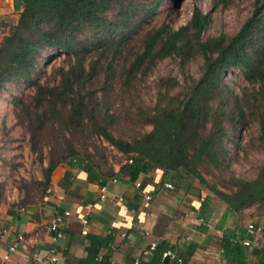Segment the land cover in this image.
<instances>
[{
    "label": "trees",
    "instance_id": "obj_1",
    "mask_svg": "<svg viewBox=\"0 0 264 264\" xmlns=\"http://www.w3.org/2000/svg\"><path fill=\"white\" fill-rule=\"evenodd\" d=\"M160 1L13 0L18 18L0 41V90L13 85L12 94L30 86L25 98L16 99V122L40 161L47 149L41 180L28 188L42 194L60 165L86 173L88 181L112 177L93 140L102 139L131 160L123 171L130 177L157 169L179 189L198 182L230 211L264 205V162L252 180L230 176L228 192L208 184L201 173L207 165L227 168L226 143H234L249 122L257 126L264 153V0L251 1V12L235 33L208 37L203 32L209 15L196 6L175 30L164 21L148 27ZM230 4L216 0L213 7ZM43 52L62 55V61L40 82L34 75ZM166 58L180 66L200 59L199 77H187L185 90L176 94H171L177 87L173 78L157 79L154 104L145 106L141 83ZM231 70L247 84L238 94L224 82ZM25 196L24 204L32 200ZM222 246L226 262L242 256L228 236Z\"/></svg>",
    "mask_w": 264,
    "mask_h": 264
},
{
    "label": "crops",
    "instance_id": "obj_2",
    "mask_svg": "<svg viewBox=\"0 0 264 264\" xmlns=\"http://www.w3.org/2000/svg\"><path fill=\"white\" fill-rule=\"evenodd\" d=\"M17 18L13 0H0V41ZM13 87L0 90V264H239L237 260L264 264V205L230 211L196 181L183 190L164 181L157 169L130 177L119 156L108 161L112 177L93 181L80 170L60 165L42 194L27 186L25 197L32 200L22 203L23 193L16 187L19 165L14 163L19 161L8 158L17 159L19 144L22 155L28 151L27 137L11 108L19 98L17 92L26 86L11 94L8 88ZM40 180L39 175L34 181ZM165 183L172 188H165ZM100 186L106 190L102 200ZM206 198L208 205L201 210ZM56 217L61 221L51 231ZM248 224L259 230L247 234ZM17 236L23 241L10 252ZM227 236L242 251L230 262L222 246ZM242 240L249 245H242ZM150 245L153 249L145 253ZM51 257L55 261L50 262Z\"/></svg>",
    "mask_w": 264,
    "mask_h": 264
},
{
    "label": "rangeland",
    "instance_id": "obj_3",
    "mask_svg": "<svg viewBox=\"0 0 264 264\" xmlns=\"http://www.w3.org/2000/svg\"><path fill=\"white\" fill-rule=\"evenodd\" d=\"M142 1L149 2L152 0ZM214 1L216 0H161L155 7L153 13L148 17L147 26H155L164 21L175 30L189 20L192 7L196 6L203 14L209 15V23L203 32V37L216 36L219 34H233L251 12L252 0H231V4L225 9L220 8V6L214 9ZM61 61L62 55L48 54V56H46L45 52L41 53L40 59L38 60L37 73L34 75V78L37 77L40 82H43L49 74L51 67L60 65ZM200 65V59L191 61L184 66L178 65L176 59L170 58L158 62L151 73L141 83L140 99L142 103L148 107L153 106L156 95L154 85L157 79L162 77L173 78L176 81L177 87L171 91V94L183 92L185 90L187 77L193 79L199 77ZM224 82L228 85L230 90L236 94L239 93L240 87L247 86L241 74L236 70L227 72ZM29 92L30 86H26L23 87L21 91H18L17 95L21 98H25ZM11 108L15 118V104H12ZM20 127L22 126L20 125ZM149 129L150 127L148 126L143 128L144 131H148ZM22 131L26 135L23 128ZM237 134L238 138L235 139L234 143H226V147L230 149V158L225 170L216 169L209 165L203 166L201 169L202 176L207 183L214 184L217 189L223 192H228L233 189L228 182L230 176L242 180H252L256 177L257 169L264 162V153L258 147L256 141V124L249 122ZM93 140L95 145L102 149L107 163L117 161V156H119L120 159H126L125 155L116 151L102 139ZM18 148L17 159L16 156H13L8 158V160L14 159L19 161L14 162L19 165V175H21H17L18 181L16 187H18L19 191H22L24 197L27 186H29L31 181H34L37 176H41L40 169L46 166L45 159L47 149H42L43 159L40 161L29 149L26 156H24L21 154L23 146L19 144ZM87 150L89 152L92 151L90 147H87ZM2 158L4 160L6 159V157ZM23 177L25 180H23ZM9 181H11L10 178Z\"/></svg>",
    "mask_w": 264,
    "mask_h": 264
},
{
    "label": "built area",
    "instance_id": "obj_4",
    "mask_svg": "<svg viewBox=\"0 0 264 264\" xmlns=\"http://www.w3.org/2000/svg\"><path fill=\"white\" fill-rule=\"evenodd\" d=\"M124 162H125L126 164H130V163H131V160L126 158V159H124ZM112 181H114V180H112ZM136 186H137V185H136ZM164 187L167 188V189H171V188H172L171 185L168 184V183H165V184H164ZM105 194H106V190H105V188H104L103 186H100V188H99V195H98V198H99L100 200L104 199V198H105ZM144 199H145V200H148L149 197H148V196H144ZM117 200H120V199H117ZM88 207H89V205H88ZM67 214H68V213H64V216L67 215ZM60 221H61V218H60V217H56V218L53 220L52 224L50 225V230H51V231H54V230L56 229V225H57ZM199 221H200V222H203L202 219H200ZM81 222H82L83 225L86 223L85 221H81ZM204 224H205V226H206L207 228L210 227L209 223H204ZM258 230H259V229H258L256 226H254L253 224H248V225L246 226V232H247V234H249V235L254 234V233H255L256 231H258ZM85 233H86L85 230H82V231H81V234H82V235H85ZM1 235H2V234H1ZM22 241H23L22 236H17L16 239H15V241H14V242L8 247V250H9L10 252L14 251V250L17 248L18 244H19L20 242H22ZM241 244L244 245V246H248V245H249V241H247V240H242V241H241ZM152 249H153V245H150V247L148 248L147 251H145V253H148V252L151 251ZM262 254L264 255V245H263ZM4 259H6V257H4ZM53 261H55V258H54V257H51V258H50V262H53ZM35 262H36V263H39L40 261H39V259H35ZM132 264H138V262H137V261H134Z\"/></svg>",
    "mask_w": 264,
    "mask_h": 264
}]
</instances>
